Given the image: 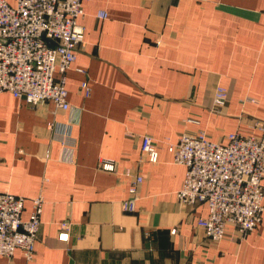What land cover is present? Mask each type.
<instances>
[{
  "label": "crops",
  "instance_id": "1",
  "mask_svg": "<svg viewBox=\"0 0 264 264\" xmlns=\"http://www.w3.org/2000/svg\"><path fill=\"white\" fill-rule=\"evenodd\" d=\"M80 24L85 45L67 73L69 111L0 93V192L25 199V220L32 200L45 199L34 260L17 250L0 264H264V215L244 240L230 226L212 243L197 225L206 205L177 199L186 167L165 144L185 132L223 144L233 132L260 133L264 0H91ZM218 87L228 93L220 113ZM144 136L158 143L156 164L143 159ZM102 160L116 170L101 169ZM139 174L136 210L126 211ZM65 223L70 239L61 242Z\"/></svg>",
  "mask_w": 264,
  "mask_h": 264
},
{
  "label": "built area",
  "instance_id": "2",
  "mask_svg": "<svg viewBox=\"0 0 264 264\" xmlns=\"http://www.w3.org/2000/svg\"><path fill=\"white\" fill-rule=\"evenodd\" d=\"M91 0H16L10 5L0 0V93L37 106L52 103L67 112V73L85 45V30L80 24L84 4ZM100 19L107 18L103 11ZM85 97L91 95L87 81L80 85ZM228 102L227 90L218 87L214 110ZM55 132L66 135L69 125L50 123ZM259 134L233 132L226 144L213 142L205 132H185L175 144L165 142L173 162L186 167L182 188L176 194L180 203L206 205L208 214L197 225L212 243H220L234 227L233 237L244 240L261 224L264 215V124L256 123ZM62 135V136H63ZM143 159L159 161L158 143L150 136L142 139ZM101 169L114 172L116 163L100 162ZM137 175L123 203L126 211L136 210L139 186ZM45 205L42 194L32 200L30 218L25 220V199L9 191L0 192V255L12 259L22 250L28 262L34 260L36 242ZM176 230H173L175 233ZM65 223L58 240L68 242Z\"/></svg>",
  "mask_w": 264,
  "mask_h": 264
}]
</instances>
